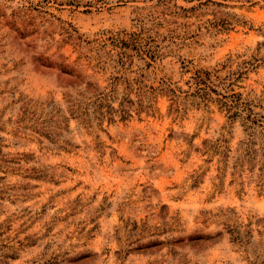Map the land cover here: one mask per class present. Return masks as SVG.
<instances>
[{
  "label": "rangeland",
  "instance_id": "374dc122",
  "mask_svg": "<svg viewBox=\"0 0 264 264\" xmlns=\"http://www.w3.org/2000/svg\"><path fill=\"white\" fill-rule=\"evenodd\" d=\"M0 264H264V0H0Z\"/></svg>",
  "mask_w": 264,
  "mask_h": 264
}]
</instances>
